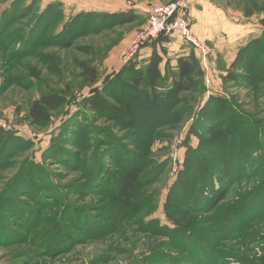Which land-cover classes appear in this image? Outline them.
Masks as SVG:
<instances>
[{
	"label": "rangeland",
	"instance_id": "obj_1",
	"mask_svg": "<svg viewBox=\"0 0 264 264\" xmlns=\"http://www.w3.org/2000/svg\"><path fill=\"white\" fill-rule=\"evenodd\" d=\"M167 1L172 0H32L33 5L35 3L33 13L21 21V25L11 26L10 30L24 28L22 26L31 22L36 11H42L52 2L61 4L64 22L81 12L133 11L140 17L133 23L79 33L69 48L46 43L36 52L13 62L17 74L26 73L24 64H29L39 69L41 77L29 91L12 84L5 92H0V116L13 127V130H3L17 137L0 157V200L15 201L23 212L34 207L37 215L29 223L31 219L24 221L16 216L19 214L17 209L11 212L2 205L0 264H264L261 261L264 259V193L255 200L248 196L252 203L243 210L224 214L217 210L210 212L230 205H243L247 201L246 194L264 178V143L261 140L253 148L254 164L248 167L250 173L247 171L239 178L228 179L224 186L214 179V188L218 192L205 189L201 200L202 203L206 199L211 201V207L201 208L202 203L195 197L200 194L197 191L190 194L193 199L190 204L194 205L190 206L186 198L182 199L180 190L174 188L186 167V143L193 147L198 145L193 131L207 136L208 127H203L199 121L202 118L200 114L208 110L209 98H225L223 101H226L228 109L236 106L238 113L253 115L254 124L257 120H264V82L248 86L247 78L253 74L231 66L244 40L235 39L231 29L246 24V17H249L252 23L249 28L255 29L249 37L260 35L264 11L253 9V14L247 15L251 6L245 3L210 0L230 20L223 17L224 31L220 32L222 29L219 28L215 38L203 39L193 32L208 48L207 63L202 65L198 55L204 72L203 83L197 92L180 95L183 101L175 109L181 120L175 121V115L170 118L174 108L168 110L164 105L159 110V116H163L158 122V125L162 124L159 130L138 134L134 128L138 124L134 120H131L134 125L130 121H116L109 113H95L86 105V99L93 96L95 88H101L122 70L125 63L121 52L128 47L130 36L146 23L149 10ZM12 2L0 0V16ZM21 2L23 0L18 4ZM29 2L31 0L24 2L23 7ZM122 7L125 10H120ZM188 12L193 26L196 20L190 14V2ZM230 22L235 25L229 26ZM169 37L183 42L179 48L173 49L175 53L181 49L199 51L189 42ZM82 45L94 47L93 54L78 51L77 47ZM146 47L150 45L143 49ZM173 51L170 54L168 51L167 57L175 59L177 54ZM141 52L136 58L137 67L146 64V60H139ZM44 53L59 56L63 68L60 77L47 70ZM76 59L88 61L97 68L99 81L95 85L84 82ZM3 67L0 66V84ZM229 72L242 75L244 79L241 83L226 81L225 76ZM121 80L114 81L113 85L123 93ZM118 90L113 91L116 96L120 93ZM127 90L128 94L127 91L123 93L124 100L133 93V88L128 87ZM49 92L65 96L66 104L52 112L51 121L46 126H32L26 117L27 110L34 100ZM137 107L134 106V112L140 113ZM219 113L217 111L214 115L218 117ZM232 113L233 109L230 115ZM150 115L149 121H152ZM207 125L210 127V123ZM16 126L18 128L15 129ZM75 133L79 144L72 146L71 139L75 138ZM250 143L246 141V146L252 148ZM60 148L68 151L60 153L58 159L54 158V150ZM257 162L262 163L261 169L252 173ZM138 164L144 174L136 195L129 203L131 206L125 208L119 201L114 204L120 176ZM100 170L110 172L109 176L104 175V178V172ZM33 176L41 179L40 182L35 181L36 184L46 187L35 196L20 190L26 182L24 179ZM169 192L173 194L168 199ZM32 197L37 200L44 197L45 200L39 203ZM170 200L175 201L176 211L174 208L173 211L191 212L201 236L208 234L214 240L206 250L201 248L206 247L204 242L199 245L197 238L187 237L188 230L184 236L173 233L174 225L166 216V203ZM180 200H184L183 203ZM224 215L231 217V226L220 223ZM61 221H65L64 224L55 226ZM187 244H191L192 251ZM213 245L218 247L216 253L211 251Z\"/></svg>",
	"mask_w": 264,
	"mask_h": 264
},
{
	"label": "trees",
	"instance_id": "obj_2",
	"mask_svg": "<svg viewBox=\"0 0 264 264\" xmlns=\"http://www.w3.org/2000/svg\"><path fill=\"white\" fill-rule=\"evenodd\" d=\"M27 1L28 0H23L21 4H18L19 0H13L11 5L4 9L0 16V66L4 65L6 67H3L1 74V93L5 92L12 84H16L24 90L29 91L35 86L36 82L40 80L41 73L39 69L33 65L24 64L26 73L17 74L16 64L14 65L13 62L21 59L20 57L28 56L32 54V52H36L41 46L47 44L48 46L69 48L73 45L79 33L84 34L89 30L95 32L100 30L103 26H106L103 28L106 29L115 25H125L133 23L140 18L139 15L133 11L81 12L64 22V12L61 4L52 2L42 11H36L31 22L22 26L24 28L19 30L14 29L16 31L10 30L11 26L19 24L23 20H27L33 13L35 3L33 5L31 0L26 7H23V4ZM223 1L229 3H245L251 6V9L247 10V15H252L253 9L264 11V0ZM91 20L93 21L92 24H90ZM100 24H102V26H100ZM261 24L263 27L262 33L241 46L231 64L232 69L237 68V70H246L253 74L247 78V83L245 82L248 86L264 82V17L261 19ZM69 34L73 35V37H67ZM170 41L171 38L168 35L161 34L158 38L148 42L147 45L149 44L152 47V53L148 62L143 67H137L136 58L126 63L117 75L114 74V77L109 78L101 88L94 89L93 96L86 99V105L89 109L95 113L107 112L113 119L120 122L130 121L132 124L131 120H134V123L138 125H132H134L135 132L138 134H148L150 131L159 130V126L162 124L158 125V122L163 117L159 116V110L160 107L164 105L168 110L174 108L170 114V118H173L172 115H175V121L181 120V117L176 116L177 111L175 109V107L177 108L183 101L180 95L187 94L191 91L195 93L200 90L203 83L204 72L200 67L198 52L194 48L189 54L177 57L176 64H173L172 59L167 57L168 49L166 44ZM31 45L33 46L32 49L30 48ZM77 49L87 55H92L94 52V47L91 45L78 46ZM43 59L45 60L47 70L51 74L58 77L63 74V68L59 62V56L56 53H44ZM75 62L77 68L81 71L85 83L95 85L99 81V72L97 68L88 61L76 59ZM120 79H122V89H124L125 92L127 91L126 94L129 93L127 90L128 87L133 88V93L128 100L123 99V93L125 92L123 91V93H121L122 90H118L115 88V85H113L114 81L116 82ZM225 79L226 81L236 80L241 83V79H244V77L239 74L232 75L229 72L225 76ZM107 84L109 85L106 87ZM118 85L120 87V84ZM115 90L120 92L117 96L113 92ZM223 100L220 98L217 99V97H211L207 100L208 110L200 114L202 118L199 121L203 127H208L206 129L207 136L199 135L197 131H193L195 137L197 136L199 141L198 145L193 147L189 145V142L185 145L186 167L180 175V179L174 184V188L177 191L180 190L183 197L182 199L186 198L189 204L191 200H193L190 194H195L196 191L200 192V194L198 193L195 196L200 203H202L201 198H204L202 195L206 188L211 189L212 192H218V190L214 188V179L219 180L220 184L224 186L230 179L239 178V176L249 171V165L254 164V157H252V154L256 142L261 140L264 143V120H257V124H254L253 115L238 113L240 111L236 106H231L230 109H228L226 107V101ZM65 104V96L53 92L44 93L29 106L26 115L27 120L32 126L44 127L51 121L52 112L61 109ZM134 106H140V108L137 107L140 109V113L134 112ZM232 109L233 113L230 115ZM217 111H220L218 117L214 115ZM149 115L152 121H149ZM209 123L210 127L207 125ZM152 133L150 134L152 135ZM13 134L12 132L0 129V157H2L3 150H7L9 144L15 140V138L17 139ZM246 141L251 142L252 148L246 146ZM71 142L73 143L71 144L72 146H75L74 144H79V141L76 139V133L75 138L71 139ZM64 151L68 150L61 148L54 150V158L60 156V153ZM261 165V162H257L254 165V169H252V173L260 170ZM100 172L104 171L100 170ZM104 173H102L103 177L104 175L107 177V175L109 176L110 174V172L106 171ZM143 174L144 171L140 164L133 165L129 169H126L119 178V191L113 203L118 204L117 201H119L125 208L131 206L129 203L138 191ZM259 174H262V172ZM30 179H24L26 182L22 185L20 190L32 194V196L39 195L41 190L46 188L45 185L39 186V184L35 183L37 180L40 182V177L33 176L30 177ZM34 187L37 189H34ZM84 188L85 187L82 189ZM263 193L264 178L259 182L256 188L246 194L245 199L247 198V201H245L243 205L239 207L230 205L227 208L221 207L219 209H212L210 212H215V210H217L220 214H224L228 211L234 212L236 210H243L244 207L252 203V198L255 200L258 196V199H260ZM171 194L173 193L169 192L168 199L169 196L171 197ZM248 196L253 197L248 199ZM34 200L41 203L45 199L42 197L40 200ZM183 201L184 200H180L179 202L183 203ZM10 202V200H6L5 198L0 200V213L4 210L2 205L11 212L17 209L19 214L16 216L24 221L31 219L29 223H31L33 218L37 215V211L34 207L26 209L27 212H23L22 209L15 205V201L12 203ZM174 202V200H170L166 203V216L174 225L173 233L176 234V232H178L184 236L185 231L188 230L186 234L187 237L190 239L197 238L199 245H202V242H204L206 247L201 248L206 250V248L209 247L207 245H209L210 241L213 239H211V236L208 234L206 237L201 236V233L198 232L196 219L192 218L191 212H175L176 208L173 205ZM210 202L211 201H207L206 199L205 202L201 204V208L211 207L212 204ZM190 206L194 205L190 204ZM173 208L175 211L172 210ZM226 215L220 219V223H222V226H231L230 223L232 221L229 220L231 217L228 218ZM65 221L58 222L55 226L64 224ZM187 247L192 251L191 244H187ZM210 248L213 253L217 252L218 247L213 245ZM261 261H264V259Z\"/></svg>",
	"mask_w": 264,
	"mask_h": 264
},
{
	"label": "built area",
	"instance_id": "obj_3",
	"mask_svg": "<svg viewBox=\"0 0 264 264\" xmlns=\"http://www.w3.org/2000/svg\"><path fill=\"white\" fill-rule=\"evenodd\" d=\"M188 9V0H172L155 5L149 10L146 23L134 33L128 47L121 52L122 62L126 64L134 60L148 42L164 34L182 39L198 48L200 62L206 65L208 48L193 33ZM206 81L209 83L208 78ZM0 129L13 130V127L0 116Z\"/></svg>",
	"mask_w": 264,
	"mask_h": 264
},
{
	"label": "crops",
	"instance_id": "obj_4",
	"mask_svg": "<svg viewBox=\"0 0 264 264\" xmlns=\"http://www.w3.org/2000/svg\"><path fill=\"white\" fill-rule=\"evenodd\" d=\"M189 2H190V14L194 16L196 20L195 25L193 24L192 26V31L194 33H196L200 37L202 36L203 39H209L216 37V35L219 32L218 31L219 28L222 29L220 32L224 31L223 27H225V23H222V19L223 17L224 18L227 17L226 15H224L221 9H219L215 4H213L214 2H211L210 0H189ZM120 10H125V9L122 7ZM246 19H247L246 24H239L240 25L239 28L236 26L231 29V32L235 34L234 36L235 39H239V38H240L239 40L244 39L243 42L240 44V47L246 44L252 38L259 36V35H255L249 37V35L252 34L253 33L252 31H254L255 29H252V27L249 28L250 26H252L251 19L249 17H246ZM231 25H235V24L233 23L231 24L230 22L229 26ZM133 35L130 36L128 45ZM182 43H183L182 41L177 40L176 38L171 39V41L166 44L169 54L171 50L173 51V49L179 48ZM238 50L235 53V57L237 55ZM141 51L142 52H141V56L139 57V60L142 59L146 60L145 63H147L152 53V47L151 46L149 48L146 47ZM175 54H177V56L175 59H172L173 64H176L177 57L181 55L189 54V52L181 49V52Z\"/></svg>",
	"mask_w": 264,
	"mask_h": 264
}]
</instances>
